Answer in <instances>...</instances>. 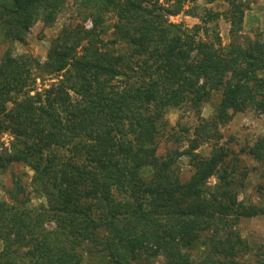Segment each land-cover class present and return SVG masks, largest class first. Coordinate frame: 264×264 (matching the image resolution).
Instances as JSON below:
<instances>
[{"label": "trees", "instance_id": "1", "mask_svg": "<svg viewBox=\"0 0 264 264\" xmlns=\"http://www.w3.org/2000/svg\"><path fill=\"white\" fill-rule=\"evenodd\" d=\"M197 1L0 0V139L11 137L0 175L32 173L30 191L13 173L0 183V264H264V246L239 228L264 206L238 199L240 155L263 176L264 132L239 153L220 132L236 114L264 117V34H242L254 0H204L226 9L201 15ZM68 6L77 23L43 61L15 53ZM181 13L198 23L169 21Z\"/></svg>", "mask_w": 264, "mask_h": 264}, {"label": "rangeland", "instance_id": "2", "mask_svg": "<svg viewBox=\"0 0 264 264\" xmlns=\"http://www.w3.org/2000/svg\"><path fill=\"white\" fill-rule=\"evenodd\" d=\"M197 8L195 12L197 15H201L205 9H210L212 11L221 12L226 9V6L216 1L212 4H205L204 0H198L194 4ZM192 5L187 4L184 10L190 8ZM169 21L175 24L182 23L187 27H191L198 23V19L192 16L185 15L183 13L170 16ZM77 23V18L75 17V12L70 6L66 7L57 17L55 23L50 27H44L41 23H36L27 32L25 37V46L20 44H14L15 53H29L32 56H36L43 61L49 43L53 37H55L58 32L67 26H72ZM218 31L221 37L223 45L229 42L228 30L229 24L223 19L219 18L217 21ZM87 25V24H86ZM260 30L264 34V0H254V3L250 4L249 9L245 12L244 21L242 26V34L251 35L252 31ZM0 49V54H1ZM56 78H45L42 82L37 81V86L40 87L41 84L47 85L51 82H55ZM211 114L210 107L205 105L202 109V116L208 118ZM181 116V111H175L168 115L170 123L173 125L177 119ZM183 121L188 123V126L193 125V119L187 114H182ZM223 138L221 143H226L235 153H239V150L247 145H251L256 137L264 132V117L257 116L251 112H245L236 114L233 116L231 121L220 129ZM11 137L8 134H3L0 142L7 146ZM162 150V146L160 147ZM199 153H207L208 148L202 146ZM244 164L249 170V174L246 178L244 188L239 194V201L245 204H256L264 206V173L260 176L258 171L252 170L255 166V162L251 160L248 156L240 155ZM185 162V161H184ZM183 172H187L189 168L183 163ZM15 174L22 179V184L27 191H30V178L32 173L22 165L16 164L11 166L3 175H0V183L4 186L9 184L11 174ZM187 174V173H186ZM215 183L214 178L208 180V186H212ZM2 197L3 194L0 193ZM42 200L34 198L30 195V202L28 204L29 208H34ZM241 236L247 238L251 242L258 243L264 246V216H258L255 218L245 219L239 225ZM1 247V244H0ZM84 264H97L95 261L86 260ZM157 264H160L158 261Z\"/></svg>", "mask_w": 264, "mask_h": 264}]
</instances>
